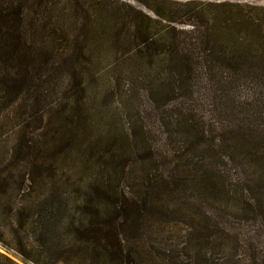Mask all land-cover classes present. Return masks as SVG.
I'll return each instance as SVG.
<instances>
[{"label":"trees","instance_id":"16d2710c","mask_svg":"<svg viewBox=\"0 0 264 264\" xmlns=\"http://www.w3.org/2000/svg\"><path fill=\"white\" fill-rule=\"evenodd\" d=\"M55 6L0 0V117L13 113L17 126L11 146L0 143V244L27 264H231L208 251L223 244L215 230L245 237L218 217L264 218V198L251 197L264 183V48L252 46L264 41L262 23L247 19L246 35H219L212 47L206 31L181 48L182 36L137 18L134 48L98 70L87 63L99 55L64 48ZM117 34L118 45L131 35ZM109 71L111 96L141 94L155 107L166 149L143 121L125 128L89 93L87 80L102 87ZM247 82L254 93H242ZM208 86L232 93L222 121L209 117ZM186 189L193 212L181 215L196 222L177 243L167 218L181 207L160 194ZM0 264L18 263L0 252Z\"/></svg>","mask_w":264,"mask_h":264},{"label":"rangeland","instance_id":"374dc122","mask_svg":"<svg viewBox=\"0 0 264 264\" xmlns=\"http://www.w3.org/2000/svg\"><path fill=\"white\" fill-rule=\"evenodd\" d=\"M55 1L56 10L54 15L57 18V23L68 33L67 40L63 44L65 47H63L68 50L75 47H82L86 53L89 52L94 55H99V57L92 58L87 63V65L98 70H103V68L107 69L113 64L115 61L113 54L115 52L134 48L131 39L136 29L135 19L137 18L144 19L146 21L144 23L145 27L154 34L161 31L164 33L165 31L173 30L176 35L182 36L183 41L179 43L181 48H188L192 42L193 47L196 44L199 46L200 42H198L199 39L197 38L201 34L207 33L206 31L212 35L208 42L209 47L216 46V41L220 38L219 35L222 34L229 36L232 33L234 35L239 34L244 36L248 31H246L247 29L244 25H239V23H244L247 19L255 20L256 23H262L261 27L263 29L261 28V30L264 31V0ZM254 31L256 32V30ZM117 33H129L131 35L121 40L118 45L116 39ZM251 42V40H246L243 45L251 44ZM260 42L261 45L255 41L252 46L255 48H264V45H262L264 41ZM53 46L54 44L49 43V48ZM105 81L102 83V87H100L87 80L89 93H98L99 101H102L101 99L103 98L104 103L108 101L107 105H110V114L121 113L118 117L125 128H130L134 124L133 121L136 123L143 121L144 128L149 130V138H152L160 148L166 149L162 147L166 135L162 133L164 129L160 128L158 113L155 107H151L148 100L141 94L134 95L131 98L133 99L132 103H129V98L124 96V93L121 96L118 92H115L116 94L111 96L110 92L115 86L113 72H107ZM124 84L126 85L127 83ZM216 88L218 87L209 88L208 86V89H202L203 97L206 96L205 100L210 107V109L207 107L209 117L222 121L226 118L223 112L227 108L225 105L229 103V98L232 96V93L226 87H223V92L216 90ZM219 88L222 90V87L219 86ZM253 90L254 86H252V82L244 83L242 93L247 91L254 93ZM131 104H133V107H131ZM212 104L216 107L215 111L211 109ZM136 105L139 107V110ZM240 108L243 110V107ZM137 110L140 112L139 115H137ZM3 114L6 115V113ZM15 121L13 113L0 117V134L2 135L0 143L4 149L9 148L16 137L14 131H11V128L17 127L13 124ZM173 165L174 162H172L170 167ZM175 171L178 173L179 168ZM164 173L167 172L165 171ZM188 192L189 189L182 192L175 191L174 193L160 194V197L170 200L172 203L181 207L179 211L175 210V213L167 218L173 237L177 243H183V241L187 240V232L191 231L189 225L196 222L192 218L181 215L183 212L188 215L193 212V208L189 204L191 197H188ZM251 197L258 199L264 198V183L260 189H253ZM230 213L231 215H228V212H226V216L220 215L218 218L223 224L228 218V222H230L231 226L235 227V231L238 230L245 237V242L239 240L237 244L232 233L227 235L219 230H215L216 239H220V242H223V244L221 246L219 245L220 247L210 245L208 251H212L214 257L221 258L231 264H248V258L252 254L261 258L264 255V218L258 216L256 220L253 218L246 220L239 218L240 213L237 211L231 210ZM198 217L201 219L204 218L201 214ZM210 221L208 220V222ZM143 245L146 249L149 248L148 241ZM153 250L155 251L156 249ZM0 252L9 256L18 264H27L18 254L3 247L1 244ZM155 258L152 257L154 263H158L159 260Z\"/></svg>","mask_w":264,"mask_h":264}]
</instances>
